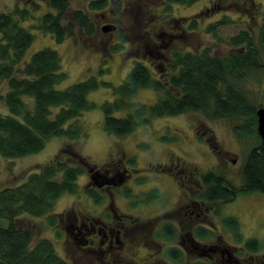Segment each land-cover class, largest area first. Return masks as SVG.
Masks as SVG:
<instances>
[{"label":"rangeland","instance_id":"1","mask_svg":"<svg viewBox=\"0 0 264 264\" xmlns=\"http://www.w3.org/2000/svg\"><path fill=\"white\" fill-rule=\"evenodd\" d=\"M109 1V5L105 8L90 10L99 30L96 34L86 36L82 30L77 29L74 35L57 41L51 32H45L36 26H32L48 6L44 0H0V11L11 10L15 5L37 7L34 17L23 22L34 33V40L25 52V59L28 60L31 54L42 46L49 45L56 48L62 57L63 67L68 74V77L58 87H65L72 82L91 76H95L98 81L108 80L112 82L111 85H104L100 81V86L88 93V98L95 101L97 106L84 111L80 116L86 132L82 137L72 139L54 136L46 142L40 151L15 158H8L0 153V189L20 183L29 172L35 171L44 163L55 161L58 158L68 163L81 162L85 169L87 167L92 168L94 175L100 180L101 174L95 173L97 168L115 165L114 160L118 159L123 152L128 155L126 160L129 166L128 170L133 172L131 183L119 187L118 184L110 182V184L112 183L110 188L115 192L114 200L118 210L134 213L130 219L139 220L148 215L166 212L165 208H170L174 204L177 192L183 185V173L194 174L195 176L191 175L200 182V175L203 172L218 166L220 171L225 172L223 175L229 179L228 181L234 185L240 184L242 182L240 172L243 163L257 138L252 136L242 139L237 136L229 119L210 118L200 111L190 110L176 115L154 117L148 124L141 125L127 135H116L109 133L104 128L102 103L116 97L114 88H109V86L114 87L121 83L136 61H143L151 68L155 76L163 78V76L170 74L173 64L172 56L176 50L199 51L203 48H209L211 53L225 56L241 46L233 45L229 40L232 35L237 34L242 29L251 30L255 37L254 45L262 52L258 32L264 14V0ZM117 1L120 8L125 2L129 4V9L127 8L124 13L127 16L128 25H134L135 29L144 27L149 29L148 32L143 33L149 46L153 43V39L156 41L153 45L158 46L157 40L153 37L156 34H158L156 38L162 42L167 37L166 34L162 33L163 31H173L177 34L172 37L170 45L159 46L171 58L168 72L162 73L155 65L159 62L158 58L161 57L158 56L155 49L145 51L143 43L141 48H137L138 36L127 33L125 36H121V29L115 31L114 40L120 39L118 42H121L122 49L105 48L102 39L107 38L114 29L102 30L100 28L101 24L105 22L103 12L106 17V11L110 7L117 9L114 4ZM142 1L147 2L142 5V8L145 9L144 18L139 13ZM89 2L90 0H70V8L64 15V23L70 19L72 9L87 7ZM49 9L53 10L51 7ZM225 18L228 19V22H224ZM214 22H217L215 29L212 27ZM129 45L134 46L131 51ZM243 83L253 95L257 105L264 104V73L261 71L251 72ZM8 88V84L6 85V80H4L1 86L2 92L5 93ZM156 98L157 92L150 88H142L135 95L137 101L147 105L153 104ZM0 112L11 114L3 99H0ZM126 113L125 109L114 111L117 116H125ZM17 117L22 118L21 116ZM209 129L213 131L221 149L225 150V156L217 153L208 140L201 138ZM82 156L86 157L87 162ZM122 161H124L123 158ZM150 162H153V165ZM158 165L161 167H157ZM181 168L185 172H182ZM60 175L61 172L58 177ZM197 175L198 177H196ZM178 179H181V184ZM77 181L79 184L77 193L65 192L55 200L52 211L56 216L54 223H51L47 214L34 216L28 213L20 214L18 222L32 228L34 233L33 244L43 237L51 239L57 252L68 259L71 264H100L96 261L102 257L100 248L88 250L87 246L91 243L83 239L81 231L83 228L80 230L74 225L76 224L75 217L80 214H88L91 217L90 221L93 222L94 218L100 216V209L106 202L108 187H101V184L95 182L88 184L89 175L87 171L80 174ZM92 191L104 194L103 199L96 202L91 196ZM216 205H220L223 210L218 216L213 215L216 224L212 227L215 230H220L224 237L229 235L230 243L237 244L231 232L227 231L226 224L222 221L223 215L230 212L240 221L243 239L256 237L260 242V249L264 250L263 192L241 193L228 203L206 201L198 206L204 209L210 206L209 213L213 214V206ZM184 210L185 208H182V211ZM167 219L175 220L177 226L187 225L188 222L178 212L167 215ZM158 220L165 222L166 219L159 217ZM83 222L81 219L79 225ZM170 222V226L176 229L174 222L171 220ZM89 227H91L90 223ZM96 227L99 228L98 225ZM195 229L192 231L195 232ZM156 231L163 234V236L158 234L160 243L155 246L150 245L136 236L134 244L130 246L129 257H134L139 262L143 261V258L138 257V254L146 255L145 260L148 262L152 260L150 252L155 251L156 253H154L161 257L158 264L182 261L185 256L186 244H188L181 236V233L186 231L185 226L182 232L177 233L176 238V234L169 235V230L162 228L160 223ZM87 235L93 238L95 233L91 230L87 232ZM106 245H109L107 240L102 248H106ZM197 251L199 254L202 250L197 249ZM112 253L118 255L119 252L116 253L115 249ZM122 256L121 263L118 264H124L126 260H129L128 254L123 253ZM107 258L110 259L111 256L109 255ZM132 264L138 263L135 261ZM144 264L146 263L144 262Z\"/></svg>","mask_w":264,"mask_h":264},{"label":"trees","instance_id":"2","mask_svg":"<svg viewBox=\"0 0 264 264\" xmlns=\"http://www.w3.org/2000/svg\"><path fill=\"white\" fill-rule=\"evenodd\" d=\"M44 1L48 6L32 26L51 32L57 41L74 35L77 29L86 36L96 34L99 30L90 10L105 8L110 3L109 0H90L87 7L72 9L70 19L64 23L70 0ZM36 8L15 5L11 10L0 11V99L11 112H0V153L8 158L38 152L54 136L75 139L85 135L80 116L97 106L88 98V93L99 87L100 81L104 85L112 83L91 76L58 87L68 74L60 53L49 45L35 50L26 60L25 52L34 40V33L23 22L34 17ZM261 21L258 36L262 52L254 45L251 30L242 29L229 40L231 44L241 46L225 56L213 54L209 48L176 50L170 74L163 78L155 76L143 61H136L121 83L109 86L114 88L116 97L102 103L105 130L127 135L154 117L190 110L200 111L210 118L229 119L237 136L257 138L243 163L242 182L234 185L224 178L225 172L214 166L201 174L204 189L200 197L208 202L222 200L224 203L241 193H264V148L257 131L259 105L243 83L251 72L264 73V14ZM216 25L217 22L212 23L214 29ZM116 44L111 45V49L121 50L122 44ZM4 80L9 87L5 93L1 90ZM142 88L157 92L153 104L135 99ZM121 109L127 111L125 116L114 114ZM201 138L225 156L213 131L209 129ZM84 161L87 162L86 157ZM89 169L79 161L68 163L58 158L29 172L20 183L0 189V264H71L57 252L51 239L43 237L33 244L32 228L20 224L18 217L22 213L47 214L54 223L55 200L65 192L77 193L79 175L85 171L88 175L94 174ZM97 180L96 184L100 182ZM91 196L99 202L104 194L93 192ZM224 219V223L241 238L238 220L231 215ZM259 243L257 238H248L245 245L255 250L260 247Z\"/></svg>","mask_w":264,"mask_h":264},{"label":"flooded vegetation","instance_id":"3","mask_svg":"<svg viewBox=\"0 0 264 264\" xmlns=\"http://www.w3.org/2000/svg\"><path fill=\"white\" fill-rule=\"evenodd\" d=\"M111 3L113 2L111 1ZM118 3V1L114 3L117 9L114 7H110V9L106 11V17L105 13L103 12V18L105 22H112L117 24L116 28L110 32L107 38L102 39L105 48L108 49V47H111V45L119 43L118 41H120V39L117 41L114 40V33L116 30L121 29V36H125L126 33L133 36H138L139 39L136 40L137 48H141V44L143 43L145 51L155 49L158 53V56H161L158 58L159 62L155 63V65H157L162 73L168 72V69L170 68V57L166 53H164L163 49H161L159 46L164 44L170 45L172 43V37L177 34H175L173 31H163L162 33L166 34L167 36L165 40H163V42L156 38L158 34H156V36L151 35L157 40L158 46L155 44L153 45V43H156L154 39L153 43H151V45L149 46L147 39L143 35V33L148 32L149 29L146 27L142 29H135L134 25H128L127 16L124 13L127 8L129 9V4L128 2H125L123 4V7L120 8L118 6ZM146 3V1H142L141 7H139V13L143 18L145 9L142 8V5ZM147 46L149 47L147 48ZM132 47L134 46H130V51L132 50ZM109 50L110 52H112L111 49ZM122 158L124 159V161H122ZM127 158L128 155L123 152L118 159L114 160L115 165H110V167L100 166V169L103 171L100 175L99 183L102 182L101 187H108L106 190V202L100 209V216L94 218V222L90 221L91 217L86 213L80 214L79 216L75 217L76 224L74 225V227L79 228L80 230L81 228H83L81 230L83 239L86 242L91 243L87 246L88 250L100 248L102 257L96 260L98 261V263H121L123 253L128 254L129 257L130 246L131 244H134L136 236L138 239H142L145 243H149L150 245L154 246L157 245L158 243H160L158 234L163 236L161 232L158 233L156 231L160 223L162 228L169 230V235L176 234L175 238L177 237L178 232L183 231L184 226L186 228V231L181 233V236H183L184 239L188 242L185 247V256L183 257L182 261L170 264H264V250H261L260 247L256 248L255 250L248 249V247H246L245 245L248 238L256 237H248L247 239H243L242 234V237L240 238L239 235H236V232L232 231L227 225H225L227 227V231L231 232L232 237L237 242V244H232L229 241V235H225L224 237V234L220 230H215L212 227L216 224L215 220L213 219V215L218 216L219 214H221L223 208L220 205L213 206V214H211L209 213L210 206H208L207 209L198 206L199 204L206 202L205 199H202L200 197V193L204 189L201 175L199 182L195 177L192 176L194 175L192 173L182 174L183 185H181V188L177 192L176 201L170 206V208H165L167 211L164 213L148 215L146 218L134 220L130 219V217H132L134 213L119 211L115 205V192L110 187L112 183L118 184L119 187L131 183L133 172L131 170H128L129 166L126 163ZM232 160L235 161V159ZM150 164L153 165V162H150ZM159 166L160 165H158L157 167ZM180 170L182 172H185L183 168H181ZM92 175L95 176L94 174ZM90 177L91 176L89 175L88 184H90V182H93L94 184L97 179H91L92 177ZM196 177H198V175ZM178 181L181 184V179H178ZM110 182L112 183L110 184ZM217 201L222 202V200ZM182 208H185V210L182 211ZM174 212H178V214H180L182 218L185 217L188 221L187 225L184 224L182 226H177V222L175 220L167 219V215H170L171 213L173 215ZM228 215H231L238 220L239 229L241 232L239 219L236 216L232 215L230 212L223 215L222 221L224 222V218ZM159 217H164V219H166L165 222L159 221ZM81 219L84 222L79 225V221ZM170 220L174 222L176 229L170 226ZM89 223L91 224V227H89ZM96 225H98L99 228H97ZM85 229H87V231H85ZM194 229L195 232H193ZM91 230L95 233V236L93 238L87 235V232ZM190 230H193V234ZM106 240L109 242V245H106V248H102V245L106 243ZM84 249L86 248L84 247ZM115 249L116 253L119 252L118 255L112 253ZM197 249H201L202 251L198 254ZM203 250H205V252H203ZM121 251L123 252L121 253ZM154 252H150L152 260H149L148 262H146L145 260L146 255L143 256L138 254V257L143 258V261L138 262L134 257H129V260H126L124 264H132V262L135 261L138 264H144V262L146 264H158V261L159 259L161 260V257L157 256L155 254L156 252ZM109 255L111 256L110 259L107 258Z\"/></svg>","mask_w":264,"mask_h":264},{"label":"water","instance_id":"4","mask_svg":"<svg viewBox=\"0 0 264 264\" xmlns=\"http://www.w3.org/2000/svg\"><path fill=\"white\" fill-rule=\"evenodd\" d=\"M108 28L115 29L116 28V25L114 23H105V24H103L101 26V29L102 30H106ZM257 131H258V134L261 137L262 147L264 148V104H260L257 107ZM90 170H92V168H90ZM99 170L100 169L97 168L96 172H99ZM99 184H102V182L99 183Z\"/></svg>","mask_w":264,"mask_h":264},{"label":"bare ground","instance_id":"5","mask_svg":"<svg viewBox=\"0 0 264 264\" xmlns=\"http://www.w3.org/2000/svg\"><path fill=\"white\" fill-rule=\"evenodd\" d=\"M103 24V23H102ZM102 24H101V26H102ZM116 26H117V24L116 23H114ZM101 26H100V28H101ZM100 169V168H99ZM95 173H99V174H101L102 173V171H101V169L99 170V172H96L95 171ZM92 178H96V176H93L92 174L90 175ZM97 179V178H96Z\"/></svg>","mask_w":264,"mask_h":264}]
</instances>
